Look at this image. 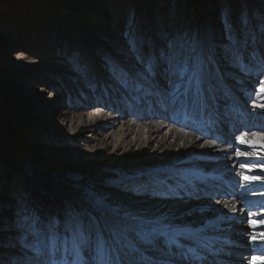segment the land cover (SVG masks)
Masks as SVG:
<instances>
[{"label":"bare ground","instance_id":"bare-ground-1","mask_svg":"<svg viewBox=\"0 0 264 264\" xmlns=\"http://www.w3.org/2000/svg\"><path fill=\"white\" fill-rule=\"evenodd\" d=\"M202 1L204 0H191L196 4L193 16L195 19H202L206 11L202 10L204 4ZM232 5L234 15L238 4L233 1ZM62 8L65 10L63 15L67 16L72 27L73 32L69 30V35L79 40L85 47V65L87 64V67L81 70V75L71 79L72 84L67 93L75 92V89L79 90L85 95V100L81 99L85 102L80 101V104L88 101L99 104L91 111L77 117L74 115V110L66 108L59 113L53 123L69 131L71 135L84 134L86 130L91 131V134L85 137L90 138L94 144L86 145V152L93 154L91 159L76 161L79 163L77 167L81 169L87 167L81 173L83 176L81 180L76 181L64 176L63 172L55 173L59 178L60 192H53V187L43 181L42 188L48 190L46 193H52L53 198L47 200V198L50 199L46 196L47 194L42 196L49 202L58 203L59 206L52 207L49 202L44 206L38 198L40 193L34 194L31 206L37 209L36 222H30L29 225L22 223L21 227H18L19 225L13 227L16 228V232L22 233L25 244L29 246L34 240H43L45 245H41L44 251H52L56 248L58 253L54 251L55 259L67 258L69 264L76 258L77 253H80L88 264H97L98 261L102 262L113 255L112 240L105 227L107 218L97 217L90 220L85 217L88 221L81 222L74 209L72 208L70 212V206L62 200L65 188L74 199L78 197L74 196L75 192H81V199L91 203L95 209H99L98 206L102 205V211L109 216L110 213H106L105 209H119L122 215L128 214L140 220L143 229L129 231L122 238L120 256L123 264L191 263L192 254L189 250H196L201 255L208 253L210 248L208 242L222 249L225 247L224 250L230 251L231 254L243 253L242 260L246 264H250V257L263 255L252 252V247L264 241L260 238V233L264 232V225H259V220L264 215V171L258 166V161L264 160V143L251 133L246 139L252 143L253 147L240 144L235 140L242 130L250 129L248 126L251 125L252 118V120L249 118L250 122L248 121L244 128L237 130L239 133L233 136V133L229 131L231 128L224 125L225 121L222 122L217 115L221 109L229 114V108H231L229 103H232L235 109L234 113H230L235 117L228 115V118L231 122L235 121L239 124L238 121L243 120V116H236V109L250 111L251 104L247 106L245 104L247 100L233 97L231 87H237L238 93L246 94L245 82L248 77L243 73L251 67V63H262L264 51L261 46H259V51L255 49L252 56L249 54L244 63L237 60L236 54L223 52L227 64L222 66L220 54L218 57L216 54L203 55L207 54V49L214 51L218 48L217 41L220 36L217 38V33L210 36L211 32H209L208 36L204 31H198L197 27L194 31L179 33L171 30L169 36L165 34L161 38L158 34L157 37L152 32L155 29L154 20L149 15L147 28L141 27L142 20H140L141 23L137 22L128 27L119 23L111 26V28L119 29L121 33V37L116 38V41H121L117 49L100 51L95 47L94 50L92 48L95 39L90 37V44H88L81 29L82 20L77 16L81 10L77 13L76 8L64 3H62ZM252 9H258V6L255 5ZM152 11L153 9H150L148 12ZM250 18L249 7L248 17L243 21L249 24ZM161 20L162 17L155 21L158 23L156 27H160ZM255 20L258 25H261L263 21L259 18ZM242 23L240 21L235 25L238 27ZM143 29H146V33L141 39ZM237 29L239 31H236V34H240L242 29L244 32L247 29L250 31L249 27ZM54 34L58 33L54 32ZM164 38L172 40V43L167 42V39L163 45L159 46ZM179 40L182 42L180 46L178 45ZM193 48L195 53L198 52L203 57L198 62V79L199 76L202 79V91H196V81L192 80V72L196 69V65L189 64L187 73L189 76L186 74L181 79V69L185 66L184 62L190 57L189 54ZM176 51L182 56L178 65L173 64L172 59L175 54L177 55ZM240 52L239 54H242ZM32 61L35 64V59ZM8 65L21 66L24 62L19 55L10 56L0 64L1 77L8 75V72L4 71L9 70ZM149 65L151 72L148 71ZM237 67H240L241 71L239 69L236 71ZM257 67L261 70L260 65ZM126 70L127 75L124 74ZM228 73H233V75L227 76L223 82L217 81L218 77L224 78ZM253 83L252 79L249 84L253 85ZM47 87L34 89L33 96H41ZM51 90V94L55 95L57 92L55 87ZM224 91L227 94L231 93L230 98L225 100L224 104H218ZM69 94L72 95V93ZM149 94L151 99L154 98L153 102L157 101L154 106L159 108L163 109L160 102H164L167 105L166 108L169 109L174 107V103L178 104V109L175 111L179 116L173 113L170 118H174V121L169 122L177 127L171 126L166 129L163 124H157L152 120L148 124H143L134 118L124 119L123 116L129 112L132 114L141 112L147 105L146 96ZM29 96L30 93L26 95L27 98ZM135 100L140 102L139 106L136 104L138 109L133 103ZM102 106L115 108L121 115L105 114ZM179 108L182 110L179 111ZM208 108L211 110L210 113L207 111ZM188 109L192 111L198 109L199 114L195 115L194 111L189 113ZM161 113L164 117H161ZM161 113L154 111L147 117L150 119L153 115L165 118L169 114L166 109H163ZM200 116H202L200 120L206 118L208 121L217 118L221 125L220 129L223 131L221 132L226 138L225 143H217L213 139L210 141L203 137L201 131L205 128L200 127L197 120ZM137 119H142V117L139 116ZM178 119L180 123H176ZM3 121L0 102V129L3 128ZM118 123L120 124L119 129L104 134L103 138H99L96 134L100 133L102 128L113 127ZM262 124L255 118L252 121L253 130L251 132H259ZM232 128L233 132H236L234 126ZM115 140L117 142L113 145L112 142ZM159 143H164V146H161L162 149L159 148ZM112 146H114L112 156H104V152ZM237 149L240 152H247V159L252 161L247 164V167H240L241 159L244 157L238 156ZM257 151L260 152L259 155ZM244 175H259L262 178L247 182L242 179ZM225 182L235 188V193L230 196L231 198L224 196L227 189ZM246 186L253 187V191L247 194L246 198L259 200L258 206L252 211L247 210L240 198ZM259 208L263 209L259 211ZM60 209L67 215L64 220L58 219ZM54 210L57 213H54ZM249 212L257 215L248 217ZM224 213L228 215L225 216ZM85 215L93 217L91 212ZM201 218L205 219V223L199 220ZM249 218L257 221L255 229L248 224ZM97 219H102L101 225L96 224ZM93 221H96L95 226H93ZM60 224L63 229L68 226L70 233L58 231L57 227ZM81 225L83 234H81ZM34 230L38 231L39 237L36 233L33 236L32 231ZM101 232L104 233L103 236ZM44 233L56 234L60 238L55 240L49 236L44 237L42 236ZM251 235L257 236L255 243L249 239ZM52 258L53 253L49 261ZM45 261L47 259L42 251L30 256L23 264H45ZM15 263L20 262L15 261Z\"/></svg>","mask_w":264,"mask_h":264},{"label":"rangeland","instance_id":"rangeland-1","mask_svg":"<svg viewBox=\"0 0 264 264\" xmlns=\"http://www.w3.org/2000/svg\"><path fill=\"white\" fill-rule=\"evenodd\" d=\"M233 1L238 4L234 15L232 14ZM62 3L76 8L77 13L78 10H81L79 14H76L82 20L81 29L88 44H90V37L95 39L92 48L94 50L95 47L100 51L114 50L120 45L121 41H116V38L121 37L120 30L111 28L112 25L119 23L120 25L124 24V27L125 25L128 27L137 22L141 23L140 20H142L141 27L147 28L148 16L150 15L154 20L155 27L152 32L157 37L160 35L162 38L165 34L169 36L171 30L179 33L181 31H194L197 27L198 31H204L208 36L209 32H211L210 36L217 33V38L220 36L217 41L218 48L214 51L207 49V54L203 55L216 54L218 57V54H220L222 66L227 64L223 52L236 54L237 60L244 63L249 54L250 56L253 55L255 49L259 51V46L264 51V0H204L202 1L204 3L202 10L206 11L200 20L193 18L196 4L191 0H0V64L10 56L17 55L21 56L24 62V65L21 66L12 67L8 65L9 70H4L8 72V75L6 77L0 76L1 114L4 120L3 128L0 129V264H16L15 261L23 264L30 256L42 251L47 259L45 264H48L52 253L54 251L56 254L58 253L56 248H53L52 251H44L42 246L45 243L43 240H34L27 246L22 233L16 232V228L13 227L18 225V227H21L24 223L29 225L30 222H36L35 213L37 209H33L31 206L36 192L40 193L38 198L44 206L49 202L47 200L53 198L52 193H46L48 190L42 188V183L48 182L53 187V192H60L59 178L56 177L55 173L63 172L64 176L76 181L81 180L83 178L81 173L87 167L82 169L77 167L78 162L91 159L93 154L86 152V145L91 146L94 144L90 138L85 137L90 135L91 131L86 130L84 134L71 135L69 131L53 123L59 113L66 108L74 110V115L77 117L91 111L99 104L91 101L80 104L81 99L85 100V95L79 90L69 91L72 95L67 93L72 84L71 79L81 75V70L87 67V64L85 65V47L79 40L69 35L70 31H73L67 16L63 15L65 10L62 8ZM255 5L258 6V9H252ZM79 7L81 8L79 9ZM249 7L251 13L249 21L251 22L248 24L243 20L248 17ZM150 9H153L151 13L148 12ZM161 17L160 27H156L158 23H155V21H158ZM256 18L263 20L261 25H258ZM240 21L243 23L236 27L235 24ZM245 27H249L250 31L247 29L244 32L242 28ZM237 28L242 29L240 34H236V31H239ZM54 32L58 34H54ZM145 33L146 29H143L141 39H143ZM167 39L164 38L159 46L163 45ZM259 40L260 43H258ZM173 41L176 42L177 40ZM167 42L172 43V40L168 39ZM178 45H182L180 40ZM239 52L242 54H239ZM175 53L177 55L175 54L172 57L173 64L178 65L182 56L178 51ZM189 56H198V62L203 58L200 53L193 51ZM32 59H35V64L32 63ZM256 64L258 63H251V67L243 73L248 77L245 82L246 94L238 93L237 87H230L234 94L233 97L239 100H247L245 102L247 106L251 104L250 112H248L250 114L249 118L253 119L254 117L257 122L263 123L260 130H264V92L258 91L260 81H264V58L262 57V63L258 64L261 70L258 69ZM238 69L241 71L240 67L235 70ZM225 71L223 72L225 73ZM201 72L203 73L202 70ZM126 73L127 70L124 74L127 75ZM230 74L233 75V73L225 74L224 78L218 77L217 81L223 82V79H226L227 76L230 77ZM131 79L134 81L133 78ZM252 79L254 83L250 85ZM201 81L202 79L199 76L196 91H202ZM39 87H47V89L41 96L34 97V89L38 90ZM53 87L57 90L55 95L51 94ZM213 89L217 88L213 87ZM249 92H253V94L248 97ZM29 93L30 96L27 98L26 95ZM230 95L231 93L227 94L224 91V95H221L218 104H224V101H227ZM146 98L147 105L144 106L145 108L141 112L134 114L129 112L123 116L124 119L134 118L143 124H148L152 120L157 124H163L166 129L171 126L177 127L175 124H169L168 120L160 118V116L154 117L152 115L149 119L147 116H150L152 112L159 111L161 113L163 109H166L167 112L168 108L163 107L162 109L154 106L157 101L153 102L154 98L151 99L150 94ZM81 102L84 103L85 101ZM133 103L138 106L140 104L136 100ZM159 104L162 106L161 103ZM177 109V107H173L169 110L171 113H176ZM179 109V111L182 110ZM102 110L105 114L121 115L119 111L109 106H102ZM193 111L195 115L199 114L198 109ZM193 111L187 110L189 113ZM223 111L224 109H221V112H217V115H219L222 122L225 121L224 125H228V128H230L231 121L228 115H233L230 113L231 111L229 114ZM176 115L178 114L176 113ZM139 116L142 119H137ZM161 117H164L162 113ZM119 127L120 124L118 123L116 126L106 127L107 129L102 128L99 131L100 133L96 134L99 138H103L106 133L108 134L114 129L118 130ZM257 128L259 129V127ZM233 130V128L229 129L233 136L239 133V131L233 132ZM116 142V140L113 141V145ZM159 144V148L162 149L161 146H164V143ZM113 150L114 146L110 147L104 152V156H112ZM45 194L50 199L47 198L46 200L42 196ZM63 194L64 198L62 200L70 206V212H72V208L74 209L77 218L80 217L81 222H87L88 219L92 220L97 217L103 219L109 217L108 214L102 211V205L98 206L99 209H95L91 203L81 199V192H75L74 196H78L75 199L65 188ZM49 203L52 207L54 205L59 206L58 203ZM53 212L57 213L56 210ZM90 212L93 217L85 215ZM224 215L227 216L228 214L224 213ZM57 216L58 219L62 220L67 217L61 209ZM85 217H88V219ZM199 220L205 223V219L201 218ZM102 222V219H97L96 224L101 225ZM57 228L60 232L70 233L68 226L63 229L60 224ZM13 230H15L14 233ZM32 233L33 236L36 233L39 237L37 230L32 231ZM49 233H44L42 236L59 240L60 237H57L56 234L51 233L49 235ZM202 256L209 257L210 254L205 252Z\"/></svg>","mask_w":264,"mask_h":264},{"label":"snow or ice","instance_id":"snow-or-ice-1","mask_svg":"<svg viewBox=\"0 0 264 264\" xmlns=\"http://www.w3.org/2000/svg\"><path fill=\"white\" fill-rule=\"evenodd\" d=\"M193 52H195V49H192ZM198 57H189L187 61H185V66L181 69V79L184 78V75H186L189 71V64L196 65V69L192 72V80H195L197 84H199L198 74H199V65H198ZM148 71L151 72V66L149 65ZM259 92H264V81H260V87L258 89ZM251 133V135L256 136L259 141L264 143V130H261L260 132H251L249 129L248 131H241L239 135L235 137V140L240 143L247 145L248 147H253L252 143L246 139V137ZM238 153V156L244 157V159H241L240 167L244 168L247 167L248 163H251V160L247 159V152H240L239 149L236 150ZM258 166L261 168L262 171H264V160L258 161ZM262 177L259 175H253L248 176L244 175L242 179L247 182H253L260 180ZM106 213H110V216L107 218L105 227L108 229V232L110 233V238L112 240V252L113 255L109 256L107 259L103 260L102 262L98 261L97 264H123L122 258L120 256V246L122 242L123 236L129 232L134 231L136 229H143V224L140 222V220L136 217H131L128 214H121V210L119 209H105ZM254 215H257L256 213H248V217H252ZM248 224L255 229L257 227V221L254 219H248ZM93 226H95L96 221H93ZM259 225H264V215H262V218L259 220ZM81 234H83V226L81 225ZM104 233L101 232V236H103ZM260 238L264 239V232L260 233ZM249 239L255 243L257 240L256 235H251ZM78 247V246H77ZM192 254V264H196V262H199V264H204L205 261H207L206 256H201L196 250H189ZM211 251V249H209ZM187 259V257H185ZM48 264H69V261L67 258L57 260L55 259V255L53 252V258L48 262ZM71 264H88L86 260L83 259V256L80 253H77V256L75 259L71 261ZM250 264H264V255L260 256H252L250 257Z\"/></svg>","mask_w":264,"mask_h":264}]
</instances>
